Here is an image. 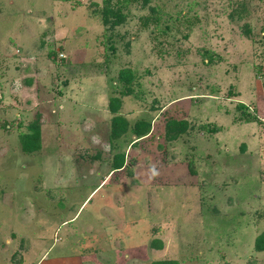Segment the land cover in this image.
<instances>
[{
  "label": "rangeland",
  "instance_id": "374dc122",
  "mask_svg": "<svg viewBox=\"0 0 264 264\" xmlns=\"http://www.w3.org/2000/svg\"><path fill=\"white\" fill-rule=\"evenodd\" d=\"M126 1L0 0V264H264V0Z\"/></svg>",
  "mask_w": 264,
  "mask_h": 264
},
{
  "label": "trees",
  "instance_id": "16d2710c",
  "mask_svg": "<svg viewBox=\"0 0 264 264\" xmlns=\"http://www.w3.org/2000/svg\"><path fill=\"white\" fill-rule=\"evenodd\" d=\"M122 1V0H121ZM129 0H127L125 3H127ZM143 4H145L147 2V0H141ZM124 3V4H125ZM109 4V1H108ZM102 14H103V18H104V22L108 21L110 23L109 18H107V16L111 15L109 14V9H103L102 10ZM116 23H118L116 21ZM147 21L143 22V26L146 27ZM121 75V74H120ZM122 77V75H121ZM128 78H123L122 80H126ZM118 102L115 101L112 106H111V110L114 111L116 108H118ZM245 122H253V121H257V119L255 117H252L250 115H246V118L244 120ZM125 120L121 117H115L114 119H112V124H111V138L115 139L117 136H120V134H122L123 132H125ZM172 125L176 126V127H180L181 123L180 122H174L172 121L171 123ZM148 126L149 124H145V123H138L133 131L134 133L137 135V139L142 138L146 132L148 131ZM28 131L27 133H23L19 136V142H20V148L21 151L25 154H30L32 152H35L39 149L40 147V124L38 121H33L32 123H30L27 127ZM182 128H178L177 131H181ZM122 132V133H121ZM178 133V132H177ZM119 157V161L115 160V162L113 163V169L117 170V169H121L122 167H124L123 165V155L120 154ZM254 248L256 251H264V233H262L260 236L256 237L255 241H254ZM152 264H178V262L176 260H164V261H157V262H153Z\"/></svg>",
  "mask_w": 264,
  "mask_h": 264
},
{
  "label": "crops",
  "instance_id": "0c3cea01",
  "mask_svg": "<svg viewBox=\"0 0 264 264\" xmlns=\"http://www.w3.org/2000/svg\"><path fill=\"white\" fill-rule=\"evenodd\" d=\"M99 185H100V184H99ZM99 185H98V186H99ZM98 186H97V187H98ZM95 189H96V188H95ZM95 189H94V190H95ZM94 190H93V191H94ZM93 191H92V192H93ZM92 192L89 194V196L92 194ZM89 196H88V197H89ZM88 197H87V198H88ZM87 198H86V199H87ZM86 199L83 201V203L86 201Z\"/></svg>",
  "mask_w": 264,
  "mask_h": 264
}]
</instances>
